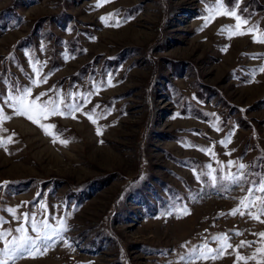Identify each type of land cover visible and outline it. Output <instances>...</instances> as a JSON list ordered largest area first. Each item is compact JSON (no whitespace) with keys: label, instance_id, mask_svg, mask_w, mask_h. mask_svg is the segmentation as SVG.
<instances>
[{"label":"rangeland","instance_id":"1","mask_svg":"<svg viewBox=\"0 0 264 264\" xmlns=\"http://www.w3.org/2000/svg\"><path fill=\"white\" fill-rule=\"evenodd\" d=\"M222 12L254 31L226 30L237 20ZM262 36L264 0H0V232L10 240L24 224L35 237L33 218L67 229L9 264H188L222 234L231 247L191 264H235L264 247L236 249L264 223L229 214L264 181ZM25 87L81 110L33 124L8 107ZM240 163L247 181L220 179Z\"/></svg>","mask_w":264,"mask_h":264},{"label":"snow or ice","instance_id":"2","mask_svg":"<svg viewBox=\"0 0 264 264\" xmlns=\"http://www.w3.org/2000/svg\"><path fill=\"white\" fill-rule=\"evenodd\" d=\"M100 6L99 4L97 5ZM223 15H228L237 20V24L235 26H226V30L232 31L233 27L236 29L234 32L235 35H244L251 33L254 29H248L247 32L240 31L241 23L246 24L247 21H241L240 17L236 15L235 12H222ZM113 14H109L112 16ZM106 18L101 17V20L104 21ZM208 19L205 20V26H207ZM118 26V23H117ZM254 42H262L264 43V36L261 37L259 41L254 38ZM264 71V68L261 69ZM36 75L39 77V71L36 72ZM47 77H44L42 80H32L33 85H38L40 83L46 82ZM19 95H9L8 101H11L8 104L16 116H23L30 120L33 124H37L38 120L41 118H47L49 116L54 115H62L68 116L71 115L74 111H80V106L76 104L65 105L67 111H62L59 103L57 101L49 98L48 100H42V97L46 96L47 93H40L39 95L32 97V89L29 87H25L22 90H19ZM91 95V94H89ZM87 102V101H86ZM7 103V101H6ZM87 118L92 122L96 123V120L93 119V113L88 112L85 113ZM8 116L3 115L2 111H0V120L8 119ZM39 126L44 129L46 135H51L49 133V128H54V125L49 124L45 127L43 124H39ZM219 130V129H217ZM101 134L100 128H97V135ZM232 133H229V136L225 138V140L220 141L221 144L227 145L230 142V137ZM53 142H56V138L54 137ZM62 144L67 145V140H61ZM5 141L0 140V146L5 145ZM195 147V146H193ZM210 155H214L211 149H200ZM230 154V153H228ZM234 161L229 160L227 162V167L231 168L234 165ZM209 171L206 174L211 178L213 186H215L217 177L213 174L216 170L211 167V165L207 166ZM221 170L225 167L221 165ZM239 175L233 173L231 171L226 172L224 175L220 177L223 181H229L233 184L240 185L243 182L247 181V176L244 173V169L247 167L243 163L236 165ZM199 179V177H197ZM256 193H260V195H256ZM43 208V205H41ZM10 212H13L15 215V211L13 209H9ZM183 212L187 213V209H183ZM230 215L240 214L244 216L247 214L251 219L257 220L258 222L264 223V220H261V216H264V181L260 182H251V186L247 188V194L240 199L239 207L234 208L230 211ZM25 222H27V214L24 216ZM2 223V221H0ZM66 226L63 220H60L59 226L56 228L50 227L48 220L44 219L43 221L37 222L35 218H33L31 223V231L36 233L35 237L28 235L27 230L24 224H21L19 227L15 229L16 233H19L18 236H13L12 239H6L9 235L8 232H0V239H4V247L0 250V255H2L3 259H0V264H9V261L14 262L18 257H22L23 254L27 253V255L31 258H35L36 255H40L45 253L48 250L47 241H51L53 237L61 238V232L66 231ZM236 235H241L240 232H236ZM258 237L257 241H241L239 245L236 246V249L244 248V247H252L254 244L260 243L264 244V232L253 233ZM214 241L218 242V247L213 249L209 248L207 244L201 246L199 249L193 248L191 253V259L194 260H208V259H217L220 257L222 252H225L228 247H231L230 244H227L226 241L229 239L226 234H222L220 236H216L212 238ZM41 242L43 244V248H41L37 242ZM220 241H225V243H219ZM180 259L182 261L185 260L184 256H181ZM191 259L188 261V264H191ZM248 260H253L256 264H264V247H256L255 252L248 257L241 256L237 254L235 264H240L241 261H244L247 264Z\"/></svg>","mask_w":264,"mask_h":264},{"label":"trees","instance_id":"3","mask_svg":"<svg viewBox=\"0 0 264 264\" xmlns=\"http://www.w3.org/2000/svg\"><path fill=\"white\" fill-rule=\"evenodd\" d=\"M139 189H135V191H138ZM84 190L83 189H80L78 191L74 190L72 192H70L74 198V201L75 202H79L80 199H81V195L83 194ZM157 194V193H156ZM79 196V197H78ZM157 198L158 200H160V196L157 194Z\"/></svg>","mask_w":264,"mask_h":264}]
</instances>
